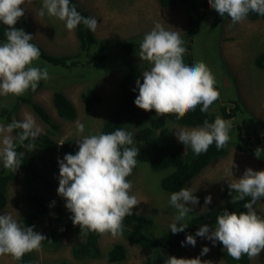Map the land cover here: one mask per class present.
I'll list each match as a JSON object with an SVG mask.
<instances>
[{"label": "rangeland", "instance_id": "1", "mask_svg": "<svg viewBox=\"0 0 264 264\" xmlns=\"http://www.w3.org/2000/svg\"><path fill=\"white\" fill-rule=\"evenodd\" d=\"M77 1L91 14V17L97 20L94 33L99 42L104 40L103 44L106 45L108 56L96 66L87 65L86 61H82L84 64L78 63L71 68L50 65L40 59L34 61L33 66L40 68L45 67V64L48 66L49 79L41 80V87H37L35 91L29 89L22 95H28L42 105L52 120L58 124V128L51 131L28 104L18 100L19 96H0V108L16 107L13 117L17 121L22 120L25 114L32 115L41 132L50 130V136L58 143L66 138L78 139L81 136L100 134L101 125L118 97L119 80L125 69L123 59L127 55L126 45L140 44L144 35L157 22L165 30L180 31L181 38L185 43L187 41L188 10L182 6L162 7L156 0ZM21 7L24 8L25 14L17 21V25L25 33L31 34L33 40L46 51L55 55H67L78 51L74 30L68 31L64 22L48 16L47 13L43 17L38 15L42 0H25ZM212 12L210 8L197 33L192 36L190 52L193 63H205L215 77V86L220 96L210 106V112L214 115V119L219 115L223 119L231 120L232 128L229 131L228 152L222 157L212 159L184 186L194 191L193 195L199 200L195 206L191 204L185 206L191 209L190 212L199 214L220 206L230 199L228 184L233 179H239L246 168L254 171L264 170V152L261 153L260 158L254 157L253 154L258 147L264 149V68L254 65L255 56L264 51V19L246 18L242 23L232 24L228 17L219 25L211 26ZM2 43L5 42L0 41V44ZM138 51L135 46L128 55L134 59L137 69L136 78L143 83L142 72L149 70L151 65L147 61L140 60ZM54 90H61L75 105L77 115L74 120L66 121L57 115L51 101ZM82 91L95 92L100 96V101L88 111L84 109L80 98ZM234 101L238 104V109L235 114L227 118L223 115L221 107H225L230 112L234 107ZM77 121L84 125L83 133L77 132ZM0 124L7 126L9 123L0 118ZM168 125L174 132L198 128L174 122H168ZM135 129V126H126V131L132 132L133 135ZM134 143L138 153L145 146L135 139ZM31 152L35 155L41 154V151L35 148ZM50 158L57 160V163L62 160L59 154H53L49 159H43L44 162L40 164V172L51 182L49 190L43 193V196L54 205L65 204L66 201L57 194L59 165L55 169L49 162ZM136 159L137 166L126 178L132 183L129 194L135 195L141 201L133 207V210L152 217L155 233L168 232L169 225L176 222L175 216L178 214L177 209L169 203L172 193L161 190L159 186L161 177L168 170L154 171L138 156ZM29 190L23 176L11 182L7 191L8 201L0 215L11 214L19 222L26 217L30 210L24 195ZM236 194L232 193V195ZM208 195L212 200L210 204L205 205V197ZM253 207L264 214V197ZM32 226L35 232L46 236L56 224L48 216L43 215L38 217ZM194 237L195 247L185 244L179 252L180 258L190 259L199 256L201 261H209L211 264H227L220 257L217 241L213 244L206 238ZM76 239L74 235H66L61 247L47 244L44 240L42 250L33 251L35 264H142L146 258L145 250L136 244L120 236L113 238L110 234H104L99 238L101 257L83 263L74 259L70 253L71 244ZM114 242H123L127 248V255L122 261L111 262L106 258L105 252ZM205 246L209 251L201 256V249ZM0 264H15V261L6 254L0 256ZM248 264H264V250L259 257L250 259Z\"/></svg>", "mask_w": 264, "mask_h": 264}, {"label": "clouds", "instance_id": "2", "mask_svg": "<svg viewBox=\"0 0 264 264\" xmlns=\"http://www.w3.org/2000/svg\"><path fill=\"white\" fill-rule=\"evenodd\" d=\"M25 0H0V23L7 26L4 33L6 42L0 44V96H22L31 89L35 91L41 80L49 79L48 66H33L39 60L40 49L33 43V36L21 29L14 28L17 21L24 16L21 5ZM212 10L221 17L225 14L232 24L242 23L250 12L264 16V0H208ZM59 19L65 23L68 31H73L83 24L91 31L97 28L94 17H84L70 0H42L38 15ZM180 31H169L160 23L144 35L139 44L140 60L151 65L149 70L142 72L143 83L138 78L136 88L138 95L134 100L137 108L148 112L154 110L156 117L175 114L177 119L202 105L201 112H207L210 106L219 99L220 93L214 87L216 80L211 70L203 62L191 66L184 63L186 48ZM78 133L84 132V125L76 122ZM232 121L216 116L212 123L204 121L202 127L181 129L175 136L181 145H190L194 154L199 156L208 151L215 143L217 150L224 148L229 140ZM20 129L17 137L11 133ZM41 129L36 125L35 118L25 114L19 121L4 126L0 124V160L5 169L15 173L21 165L24 154L16 151L18 140L21 145L25 140L35 141ZM61 145L63 143H60ZM78 151L65 154L58 161L59 178L57 194L66 203L65 208L72 214L73 226L87 234L94 232L101 235L110 234L119 237L123 231V220L132 215V209L141 201L130 195L132 183L126 178L137 166L138 149L135 147L133 133L124 129L76 139ZM32 150L33 144L25 145ZM264 149L256 148L254 157L260 158ZM231 203L244 201L246 211L237 214L235 211L224 210L216 217V227L210 230L209 225L199 227L196 236L219 241L227 254L234 260L247 255L249 259L259 257L264 250V219L257 215L254 205L264 197V170L254 171L246 168L239 179L228 184ZM194 191L181 188L173 192L169 203L178 214L174 223L169 225L171 233L183 232L188 225L180 223L190 213L186 204L195 206L199 200ZM235 192L237 195H232ZM211 196L205 197V205L211 203ZM54 203V202H53ZM33 227L21 226L11 214L0 215V256L10 255L19 261L32 251L42 250V242L46 237L33 230ZM63 229H61L62 231ZM195 247L196 239L186 235L181 246ZM209 251L202 247L200 255ZM165 264H211L196 258H177L168 256Z\"/></svg>", "mask_w": 264, "mask_h": 264}, {"label": "trees", "instance_id": "3", "mask_svg": "<svg viewBox=\"0 0 264 264\" xmlns=\"http://www.w3.org/2000/svg\"><path fill=\"white\" fill-rule=\"evenodd\" d=\"M162 7L182 6L188 10L186 18V35L187 41L184 45L186 52L184 54V63L192 65L191 56L192 41L194 34L197 33L204 20L206 13L210 9L208 0H156ZM74 5L76 10L84 17H91V14L82 8L77 0H70V6ZM228 18L227 14L221 17L214 10L212 12L211 26L219 25L224 19ZM248 19H264V16L250 12ZM14 28L21 29L17 23ZM7 26L0 23V41L6 42L4 33L7 31ZM75 38L78 45L76 53L67 55H55L46 51L39 43L32 39L30 43L35 44L40 49V60L55 66L71 68L78 63L96 66L104 61L108 56L104 40L98 41L94 31L89 30L83 24H80L74 30ZM108 40V39H105ZM98 44V45H96ZM135 46L139 49V44L130 43L126 45V57L123 59L124 72L119 80V93L116 102L108 112L103 124L100 128V134L110 133L117 129L126 130V126H135L134 139L142 142L145 146L139 151L138 158L146 162L150 169L154 171L168 170L160 179V189L173 193L184 188L185 184L197 175L212 159L222 157L228 152V144L217 150L213 143L207 152L197 156L192 151L190 145H181L175 132L169 128L168 122H174L179 125L189 127H202L205 120L212 123L214 115L208 110L201 112L202 105H198L194 110L185 114L184 117L177 119L175 114L156 117L154 110L145 112L137 108L134 100L138 95L136 88L137 69L132 56L128 55ZM254 65L258 68H264V51L257 54L254 58ZM42 86V81L38 83V88ZM217 90V87L214 86ZM19 101L28 104L32 111L49 127L51 131L58 128V124L52 120L50 114L39 103L32 100L28 95L17 97ZM80 98L83 107L86 111L100 101V96L95 92H81ZM51 101L59 117L66 121H72L76 118L77 110L72 101L61 91L54 90L51 94ZM16 107L3 106L0 108V118L4 119L9 124L17 121L13 117V112ZM238 109V104L234 101V107L230 112L225 107H221L223 115L227 118L235 114ZM48 132H41L35 141L31 139L25 140L21 145L18 140L16 143V151L23 153L20 157L21 165L15 173L7 170L0 160V214L5 208L8 196V185L16 181L20 176L24 177L27 187L30 189L24 195L25 202L29 208V213L26 217L20 220L21 226L32 227L34 221L40 216H48L56 227L49 230L46 234V243L54 244L55 247H61L66 235H74L77 239L71 244L70 253L72 257L83 263L101 257L102 251L99 246V238L101 234L94 232H81L79 226H73L71 222V213L65 208L64 203L57 205L52 204L43 196L50 187V179L44 176L39 169L43 159H49L53 154H59L63 159L65 154H75L78 151L76 138H66L60 143L55 141ZM20 129H15L12 132L13 137H17ZM32 143L35 149L41 151V154L35 155L25 145ZM33 148V149H34ZM48 155V156H47ZM49 162L56 169L58 167L57 160L50 158ZM237 195V194H236ZM250 198L245 197L244 201L231 203V198L224 204L214 207L203 213L190 212L183 221L188 227L177 234L171 231L160 234L155 233V224L151 216L132 211V215L123 220V231L120 237L132 242L145 250L146 258L142 264H165L168 256L180 258L179 252L182 248L181 242L185 240L186 235L196 236L195 233L202 225H209L210 228L216 227V217L223 214L224 210L229 212L235 211L237 214L241 211H246L243 205ZM258 216L264 219V214L255 209ZM61 229H63L61 231ZM217 247L220 257L227 264H248L249 258L247 255H242L241 259L234 260L228 254L223 245L217 241ZM106 258L111 262H119L125 259L127 248L123 242H114L105 252ZM33 251L26 253L21 260L15 261V264H35Z\"/></svg>", "mask_w": 264, "mask_h": 264}, {"label": "bare ground", "instance_id": "4", "mask_svg": "<svg viewBox=\"0 0 264 264\" xmlns=\"http://www.w3.org/2000/svg\"><path fill=\"white\" fill-rule=\"evenodd\" d=\"M83 92H84V91H83ZM110 112H112V110H111Z\"/></svg>", "mask_w": 264, "mask_h": 264}]
</instances>
